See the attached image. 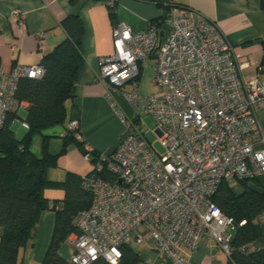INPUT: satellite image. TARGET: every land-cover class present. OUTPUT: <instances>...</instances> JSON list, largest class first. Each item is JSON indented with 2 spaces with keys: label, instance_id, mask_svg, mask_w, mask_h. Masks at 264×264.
<instances>
[{
  "label": "built area",
  "instance_id": "2783aa9c",
  "mask_svg": "<svg viewBox=\"0 0 264 264\" xmlns=\"http://www.w3.org/2000/svg\"><path fill=\"white\" fill-rule=\"evenodd\" d=\"M107 3L114 6L115 0ZM165 4L162 27L135 31L115 25L113 54L98 58L97 78L109 89H122L135 115L125 120V134L112 151L99 155L82 176L92 201L73 218L68 264L99 257L116 264L122 244L145 239L173 264H189L202 239L230 255L236 225L212 196L223 181L233 185L264 175V130L257 117L264 80L257 74L243 77L230 39L215 21L178 0ZM12 14L23 20L22 10ZM151 57L154 90L142 95L137 75ZM43 73L39 63L10 70L0 64V128L7 116L26 107L15 95L19 80ZM147 114L163 152L145 136ZM67 128L83 141L77 119ZM83 147L89 161L91 149Z\"/></svg>",
  "mask_w": 264,
  "mask_h": 264
},
{
  "label": "crops",
  "instance_id": "0c3cea01",
  "mask_svg": "<svg viewBox=\"0 0 264 264\" xmlns=\"http://www.w3.org/2000/svg\"><path fill=\"white\" fill-rule=\"evenodd\" d=\"M178 1L218 24L221 32L232 43L244 78L257 74L264 80V10L260 9V0ZM114 5L115 19H112L109 15L112 6L108 5L107 0H0V64L5 70H10L14 65L39 63L43 53L66 37L60 25L65 16L75 14L82 21L81 50L85 59L84 68L77 78L73 97L64 103L65 122L33 133L30 141V148L38 157L41 156L45 137L48 152L58 154L55 165L46 172L47 178L52 181H64L67 172L84 176L92 167V163L85 159L75 142L68 144L65 151L59 153L70 120H78L82 140L101 155L112 151L116 142L125 134V120L135 115L124 98L122 89H109L106 83L97 78L100 68L98 58L113 54L112 28L115 25L124 24L135 31H143L164 19L168 8L165 0H115ZM13 9L23 11V20L20 21L17 15L12 14ZM42 33L45 35L40 36ZM39 44L43 46L42 50ZM149 61L153 66L155 57H151ZM144 68L137 75V88ZM129 87L127 84L123 89ZM27 105L28 102L22 110L26 111ZM259 106L257 117L261 130H264V103ZM144 123L143 118V126ZM154 128L155 126L151 129L153 135ZM248 185L258 190L264 189V175L253 178ZM231 186L235 193L243 190L238 182ZM44 190V196L50 203L62 200L65 194L61 188ZM261 215L262 235L249 244V249L264 248V213ZM55 219L56 214L50 208L43 209L38 214L32 226L30 240L19 250L20 264H40L51 240ZM2 232L0 227V235ZM72 236L73 231L58 248L59 255L64 259H68L72 252ZM135 244L139 246L138 249L134 246L139 253L138 264H173L168 258L158 254L153 240L145 239L142 243ZM228 261L229 255L202 239L198 248L191 253L189 264H228Z\"/></svg>",
  "mask_w": 264,
  "mask_h": 264
},
{
  "label": "trees",
  "instance_id": "16d2710c",
  "mask_svg": "<svg viewBox=\"0 0 264 264\" xmlns=\"http://www.w3.org/2000/svg\"><path fill=\"white\" fill-rule=\"evenodd\" d=\"M114 6L109 11L112 19H115ZM260 9L264 10V0H260ZM162 23L163 19L156 26L160 27ZM60 25L66 37L42 54L39 64L44 69L43 75L36 79L24 77L18 82L15 95L28 102L23 119L28 124L26 133L18 139L10 128L17 114L7 116L0 128V227L3 229L0 235V264H20L19 250L30 240L32 226L38 214L46 208L55 212L56 219L51 240L40 264H68L67 259L59 255L58 248L67 240L69 233L75 230L73 218L80 210L88 208L92 201L91 193L81 186L82 176L67 172L66 179L61 182L47 178L46 172L55 165L58 154L48 152L46 137L43 139L40 157L30 148L33 133L53 125H63L66 119L64 103L73 97L77 78L84 68L81 19L75 14H69L61 19ZM71 142L77 143L83 154L87 152L83 147L84 141L75 140L67 128L59 153H63ZM90 151L89 161L93 163L99 153L92 149ZM102 175L108 179L114 178L107 173ZM249 181H237L243 188L240 193H235L232 186L223 181L212 196L222 213L232 217L236 225L231 238L232 250L228 264H264V248L248 247L262 235L264 189L249 186ZM46 188L63 189V199L48 202L44 196ZM57 205L59 208H56ZM139 261V253L134 246L129 243L121 245V257L116 264H138ZM90 264L112 263L99 257Z\"/></svg>",
  "mask_w": 264,
  "mask_h": 264
},
{
  "label": "rangeland",
  "instance_id": "374dc122",
  "mask_svg": "<svg viewBox=\"0 0 264 264\" xmlns=\"http://www.w3.org/2000/svg\"><path fill=\"white\" fill-rule=\"evenodd\" d=\"M148 63L149 64L146 65L145 68L142 70L141 75H140L141 77L138 81V88H139V92L141 94H146L147 92H151L154 90V87L152 86L153 85V80H152L153 70H152V66H151L153 63H151V61H149ZM25 116H26V111L22 110V109L19 110L18 116L16 118H14V121L10 124L11 130L14 131V134H15L16 138H18V139L23 137V135L26 133V129L21 124L22 120L25 118ZM144 121H145V123L143 126V130L145 132V136L150 141H154L155 147L160 152H163L164 147H162L158 141L156 142V136H154L151 132V129L155 126L153 117L150 114H147L144 116ZM130 244L132 246H135L137 249L139 247L135 244V242L133 240L130 241Z\"/></svg>",
  "mask_w": 264,
  "mask_h": 264
}]
</instances>
